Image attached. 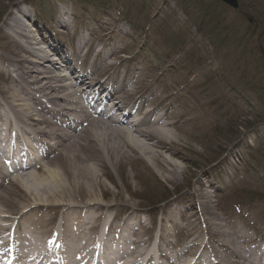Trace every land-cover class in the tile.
Segmentation results:
<instances>
[{
  "label": "rangeland",
  "instance_id": "1",
  "mask_svg": "<svg viewBox=\"0 0 264 264\" xmlns=\"http://www.w3.org/2000/svg\"><path fill=\"white\" fill-rule=\"evenodd\" d=\"M21 1L42 15L24 6L30 17L35 13L44 41L65 53L70 49L64 47L67 41L76 44L77 52L98 53L91 65L90 56L86 59L90 71L97 73L106 66L103 60L110 62L119 74L115 86L124 78L126 95L141 92L168 119L178 121L171 137L184 161L173 160L183 170L175 182L164 180L158 168L137 157L107 165L99 174L108 193L97 190L92 200L113 209L100 219L87 213L85 225L95 219L92 228L97 234L110 223L149 245L154 244L155 229L162 228L161 233L166 230L172 236L159 244L168 240L176 249L185 247L195 235L184 227L178 211L191 209L194 200L187 193L202 183L214 219L264 243V0H237V10L216 0H0V69L2 59L12 52L3 23L15 7H23ZM62 10L70 21L65 20L63 28L57 27L58 18L48 28L41 25L39 19L48 24ZM69 10L77 15L71 18ZM92 28L94 34L89 35ZM28 29L40 45L34 27ZM5 83L0 73V85ZM128 96L121 99L130 101ZM14 182L9 189L17 203L4 209L11 218L32 202L22 181ZM90 203L82 199L79 208ZM41 206L31 230L53 229L61 221L60 213L54 216ZM72 215L68 226L75 225ZM24 222L21 226L28 228Z\"/></svg>",
  "mask_w": 264,
  "mask_h": 264
},
{
  "label": "bare ground",
  "instance_id": "2",
  "mask_svg": "<svg viewBox=\"0 0 264 264\" xmlns=\"http://www.w3.org/2000/svg\"><path fill=\"white\" fill-rule=\"evenodd\" d=\"M216 1L227 6L220 0ZM238 7L237 1V8L233 10ZM14 11L3 23L5 39L12 52L2 59L3 67L0 69L6 81L5 85H0V135L8 130L13 143L23 140L31 155L40 156L35 167L22 175H0V206L3 207V211L0 208V251L5 250L15 256L12 261L0 258V264H20L26 253L27 256H36L42 249L50 252L56 247L60 250L56 243L62 239L66 241L62 246L70 242L73 244L75 257L90 259L95 249L89 248L86 242L94 240L91 226L96 223L95 219H91L87 231L83 225L78 229L62 226L54 234L44 228L31 230L30 227L37 222L35 210L44 205L48 213L54 216L60 213L63 221L69 214L79 219L87 213H100V219L105 210L109 212L113 206H102L92 200L97 190L103 195L108 193L100 182L99 172L107 165L119 164L123 159L137 157L158 168L164 180L175 182L176 176L183 170L173 160L184 161L182 151L171 137L178 121L170 120L166 113L159 112V107L152 105L153 100L142 101L134 111L121 109L126 105L119 99L116 101L113 94H110L111 106L98 104V113L94 112L96 89L92 86L85 88L82 82H67L64 74L57 73V58H62L61 51L49 50L48 39L47 42L42 41L46 46L39 47L30 35L33 31L28 29L30 21L21 17L28 15L26 9L17 6ZM64 20L61 17L59 21ZM119 89L121 96H128L123 85ZM138 94L142 93H132L133 96L130 94L128 97ZM105 108L107 110L102 114ZM115 112L123 118L114 117ZM134 112L140 114L137 115L140 118L134 119ZM13 143L10 148H13ZM16 180L22 181V188L31 197L32 206H24L17 216L11 218L6 216L4 209L10 203H17L11 198L14 194L9 189ZM188 195L194 200L191 209L178 211V216L189 227L190 234L196 236V243L177 256L172 255L174 250L170 246L156 244L151 249L149 246L140 248L136 244L121 251L119 264H142L141 256L147 250L154 251L159 260L164 256L167 264H264V250L259 245L251 244L248 236L228 229L214 219L202 183H197L194 193ZM82 199L93 203L79 208ZM48 204L52 205L46 206ZM19 220H25L29 227L16 229ZM10 224L14 229L10 228ZM201 232L206 235L205 242L201 241ZM127 258L130 259L123 262ZM149 258H153L152 253H149ZM172 259H175L174 263ZM56 264L66 263L60 261ZM146 264L153 263L148 261Z\"/></svg>",
  "mask_w": 264,
  "mask_h": 264
},
{
  "label": "water",
  "instance_id": "3",
  "mask_svg": "<svg viewBox=\"0 0 264 264\" xmlns=\"http://www.w3.org/2000/svg\"><path fill=\"white\" fill-rule=\"evenodd\" d=\"M225 3L227 6L231 7L232 9L237 8V0H220Z\"/></svg>",
  "mask_w": 264,
  "mask_h": 264
}]
</instances>
